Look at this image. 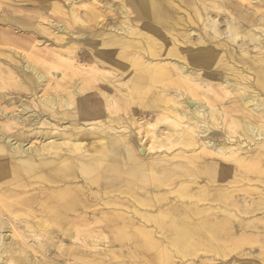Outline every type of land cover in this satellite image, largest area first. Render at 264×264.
Instances as JSON below:
<instances>
[{
  "label": "bare ground",
  "instance_id": "obj_1",
  "mask_svg": "<svg viewBox=\"0 0 264 264\" xmlns=\"http://www.w3.org/2000/svg\"><path fill=\"white\" fill-rule=\"evenodd\" d=\"M30 4L23 13L38 21L18 29L31 37L0 49V264H111L102 257L111 255L107 241L102 252L88 249L99 246L95 227L108 236L116 223L155 252L153 264H163L155 251L163 237L172 245L179 237L194 251L213 241L218 251L228 237L251 243L264 235L263 181L248 175L264 173L263 155L240 154L251 152L248 140L264 148V53L251 55L241 42L264 29V14L254 18L230 0ZM225 10L228 40L212 17ZM195 87L233 96L230 109L189 95ZM174 137L197 153L179 160L192 166L212 158L205 163L215 176L181 164L158 170L170 156L150 145ZM171 176L175 188L166 189ZM243 180L258 181L260 195L229 199L228 188ZM208 197L236 208L197 204ZM150 222L157 237L140 229ZM80 233L87 237L81 246ZM255 253L264 261L263 247Z\"/></svg>",
  "mask_w": 264,
  "mask_h": 264
},
{
  "label": "rangeland",
  "instance_id": "obj_2",
  "mask_svg": "<svg viewBox=\"0 0 264 264\" xmlns=\"http://www.w3.org/2000/svg\"><path fill=\"white\" fill-rule=\"evenodd\" d=\"M230 1L232 4L239 7L244 12H247L248 14L253 16L254 18H259V16L261 14H264V0H260V1L257 0L256 2H255V0H230ZM227 7H226L227 9L230 8L229 6H227ZM30 9H31L30 0H0V10H1L0 11V49H2V50L6 49L7 47L5 45H7V44H9V45H20L21 46V44H20L21 39L20 38L22 36H23V38H26V39H29V37H31L29 33L23 32L22 30L18 29V26H20L21 23H23V24L27 23L26 25H28V23H31L33 21H35V22L38 21L37 18L32 17L30 14L23 13L24 11H26V12L31 11ZM234 13H236V11H233V14ZM227 16H229V13H227V10H225L224 12H222V11L213 12V14H212V17L216 18L218 21V25L215 27V30L216 31L218 30L220 33H223L224 35H226V40H228V37H227L228 32L225 29ZM19 20H22V21H19ZM240 27H241V29H250V27L247 25H243ZM205 30H207L208 32H213V30L210 27H205ZM255 32L258 33L257 37H255L254 35L251 34V35L246 37L247 39L245 38L244 41H241V42H244L245 47H248L249 49H251V55H258L260 52L264 53V49H263L264 48V29H262L260 26H258L255 28ZM258 36H260V37H258ZM197 37H198V33H197V31H195V33L192 34V41L195 42ZM222 37H223V35H222ZM23 40H25V39H22V41ZM3 41H5V43ZM257 41H258V43H257ZM236 42L239 43L240 40H237ZM24 49H25V51L30 50L29 47H25V48H23L21 53L24 52ZM81 50H82V48L79 50L77 49V52H80ZM72 51H71V49L65 50L64 53L68 54L71 57V55L72 56L74 55V53ZM80 58L81 57H79V59ZM229 62L233 63L231 60H229ZM54 72L58 73L59 71H54ZM57 75L61 76V74H59V73ZM55 77H57L56 74L54 75L53 79H56ZM188 93L191 96H200V97L202 96L204 98V99L202 98V100L205 104H207V102H210L212 104L213 103L214 104H220L221 102H223L225 110L230 109V107L228 106L230 104L229 102H230V100H232L234 98L233 96L232 97L229 96L225 100H223L221 98H215V97L213 98V92L205 91L204 89H197L196 87L194 89H192L191 91H189ZM207 95L209 97H212V99H210V101L207 100V99H209V98H206ZM17 104H19V103H17ZM219 106H221V105H219ZM164 111L165 110H162L163 113H164ZM248 141H249L248 144L251 145V152L246 154L245 152L240 151V154L242 156H246V158L248 159V157L250 158L251 155H254V153H257L260 151L261 154L263 155V157H262L263 159L261 160V163H262L264 160V153H263L264 148H261V147L257 148L258 145H257L255 139L254 140H248ZM163 144L164 145H162L161 147L158 145H156V147H155V144L150 145L151 150L153 152L155 151L156 153H159V154L161 153L162 156L167 153V155L170 156V159H168V162H165V166H162L161 169H158V170H160V171L164 170L165 172H170L171 166L177 167L178 165L180 166V164H181L180 167H182V168L190 167L193 170H196L197 174H199L198 173L199 170L207 167L206 169H208V170L210 169V171H208V172L210 174H213V176H215L217 170L214 167V165L211 164V165L207 166V163H205V161H207V159H212V158L202 157L204 159V162H202V163L199 160L197 161V159H193V160H191L192 166L191 165L187 166V164L185 162H183V160H179L183 157H186V155H190V156L192 154L197 155V153L194 151V149H192L194 147L191 144L190 145L178 144L177 139L175 137H174L172 142L167 141V142H164ZM173 150H175V151H173ZM175 156H177L179 158L177 159V158H175ZM198 156H199V154H198ZM214 160H216V159H214ZM211 167H213L212 170H211ZM213 170H214V172H213ZM251 170H250V173L248 175L253 177V178H259L261 181H263L262 183L264 185V173L259 174V170L257 168H255V169L252 168ZM235 171H237V173H238L239 169L236 168ZM178 177H180V176H178ZM175 179H177V178L176 177L174 178V176H171V178L169 179L170 181L167 180L165 182V183L168 182L167 183L168 186L166 187V189H172V188L174 189L175 188V186L173 184V180H175ZM239 184H240L239 186L237 184H235L238 188L236 186H233V185L228 188L227 191H228L229 199L238 200V199H240L239 197H241V199L246 198V200L252 199L253 197L255 198V197L259 196L260 190L263 189V187L260 185V183L258 181L249 182V181L243 180V182L240 181ZM250 184H252L251 187H249ZM246 185H247V187H246ZM172 186H174V187H172ZM206 191L208 192V190H206ZM170 197L177 199L179 197V195H177V193L174 192L173 195H170ZM178 199L182 200L184 202L188 201L186 197H179ZM216 203L219 205H222V206L224 205V206L230 207L231 209L236 208V207H234V205H233L234 203H232V202L229 203V201H225L224 199L216 202V201L212 200V198H210V197H208L205 200L198 201L197 204L198 205L200 204L199 206H203L205 204L207 205V204H216ZM230 204H232V205H230ZM168 206L169 205H167V206L164 205L161 208L165 209V208H168ZM166 213H167V215H169V217H171L173 214L171 211H167V210H166ZM146 224H143L142 227H140V229L144 228L143 230H146V232L149 231V233H151L154 237L156 235H158L156 232V230H157L156 226L157 225L155 226V224L151 223V222L146 223ZM164 224H165L164 225L165 227L168 226V222H164ZM165 227H163V228H165ZM94 229L98 233L97 242L99 243V246L96 248H92V251H91V249H88V252H91V253L93 252L95 254H97V252H102L104 249V247H103L104 243L103 242L107 241V243H108V244H106L107 250L109 253H111V255L110 256L108 255V257H105V256H102V257L109 259V261L111 260L110 261L111 264H146V263L147 264H153V260H152L153 258L152 257L155 255V252L151 248L146 246L145 244L143 245L140 242H133L132 239L127 238V236L125 235L126 234L125 232L123 233V231H122L119 233V230H123V228H121L119 223L111 224L107 228L110 231V233L107 234L108 236L104 235V232L101 233V231H98L101 228L95 227ZM148 229H150L151 231ZM193 233H195V234H193L195 237H199L200 239L202 238V240L205 239V237L203 235L201 237L197 232H193ZM257 237L259 238L258 241H256ZM256 238L255 237L253 238L255 240V242L250 243V242H246V241L240 242V241H238V238L231 236V237H228L226 239L224 244H222L223 246L221 249H219L220 247L218 248V251L216 250L217 245L213 241L209 242V244H210L209 249H205V251H204V249H202V247H201L198 251H194L190 247H186L187 246V245L185 246L186 243H182L180 241L181 239L179 237L173 243V245H175V246L172 245L171 241L168 238L163 237V238L158 239V241H156L157 242L156 244L158 245V250L155 249V251H156L157 256L159 257L158 262H161L163 264H203V263L204 264H264V261L262 259L263 257L257 258L255 256L256 250L261 249V247H263V249H264V235H261V236L256 235ZM161 239H162V241H161ZM85 240L87 241V237L85 236V233H80L79 240L77 241V245L81 246L82 244H85L86 243ZM180 242L182 243V245H180ZM34 243H36L35 240H34ZM42 244L44 245V247H43L44 249L50 247V243H42ZM137 244L139 245V249L141 248V253L135 255L133 252L136 251L134 249L137 248V246H138ZM165 248H167V249H165ZM211 248H213V250ZM177 249H179V250H177ZM185 250H186V252H184ZM139 255H141V256H139ZM160 257L162 258V260H160ZM165 257H168V258H165ZM206 261H207V263H205Z\"/></svg>",
  "mask_w": 264,
  "mask_h": 264
}]
</instances>
